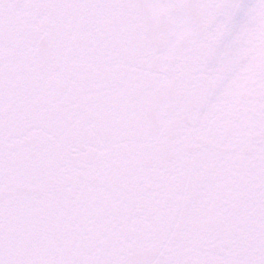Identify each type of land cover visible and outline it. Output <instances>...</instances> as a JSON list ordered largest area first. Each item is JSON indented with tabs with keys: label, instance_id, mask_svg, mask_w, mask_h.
Returning <instances> with one entry per match:
<instances>
[{
	"label": "snow or ice",
	"instance_id": "6c2138e0",
	"mask_svg": "<svg viewBox=\"0 0 264 264\" xmlns=\"http://www.w3.org/2000/svg\"><path fill=\"white\" fill-rule=\"evenodd\" d=\"M0 264H264V0H0Z\"/></svg>",
	"mask_w": 264,
	"mask_h": 264
},
{
	"label": "water",
	"instance_id": "95a60500",
	"mask_svg": "<svg viewBox=\"0 0 264 264\" xmlns=\"http://www.w3.org/2000/svg\"><path fill=\"white\" fill-rule=\"evenodd\" d=\"M223 100L221 97H217L214 100H209L208 96L199 98L198 105L202 111V119H211L215 117L216 119L222 118L221 106Z\"/></svg>",
	"mask_w": 264,
	"mask_h": 264
}]
</instances>
